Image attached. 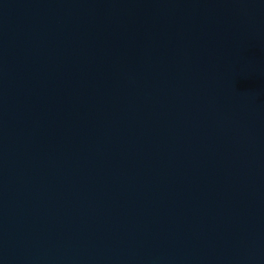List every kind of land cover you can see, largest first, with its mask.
<instances>
[{
  "label": "water",
  "instance_id": "water-1",
  "mask_svg": "<svg viewBox=\"0 0 264 264\" xmlns=\"http://www.w3.org/2000/svg\"><path fill=\"white\" fill-rule=\"evenodd\" d=\"M0 264H264V0H0Z\"/></svg>",
  "mask_w": 264,
  "mask_h": 264
}]
</instances>
